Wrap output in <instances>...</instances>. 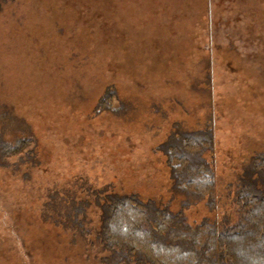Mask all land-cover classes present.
<instances>
[{
  "label": "rangeland",
  "instance_id": "obj_1",
  "mask_svg": "<svg viewBox=\"0 0 264 264\" xmlns=\"http://www.w3.org/2000/svg\"><path fill=\"white\" fill-rule=\"evenodd\" d=\"M0 105L31 140L0 166V264H106L93 192L177 212L182 133L211 131L215 182L187 223H232L264 153V0H0Z\"/></svg>",
  "mask_w": 264,
  "mask_h": 264
},
{
  "label": "trees",
  "instance_id": "obj_2",
  "mask_svg": "<svg viewBox=\"0 0 264 264\" xmlns=\"http://www.w3.org/2000/svg\"><path fill=\"white\" fill-rule=\"evenodd\" d=\"M6 3L12 0H1ZM106 94L101 104H108ZM0 105V124L8 120ZM210 130L182 133L165 154L172 167L173 189L185 195L172 212L135 195L93 192L99 209V243L109 254L106 264H264V153L254 155L234 191L236 220L218 225L205 219L192 227L183 210L191 198L215 195L214 174L203 157L212 145ZM31 145L27 138L7 141L0 134V166ZM178 161L173 165L172 161ZM195 173V174H194ZM197 174V175H196ZM193 175L197 179H193ZM77 210V209H76Z\"/></svg>",
  "mask_w": 264,
  "mask_h": 264
}]
</instances>
